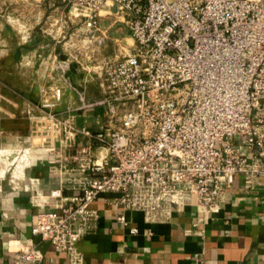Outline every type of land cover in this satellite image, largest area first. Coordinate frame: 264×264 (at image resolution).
<instances>
[{"label":"built area","instance_id":"1","mask_svg":"<svg viewBox=\"0 0 264 264\" xmlns=\"http://www.w3.org/2000/svg\"><path fill=\"white\" fill-rule=\"evenodd\" d=\"M59 1L86 9L74 18L102 39L107 7L133 44L96 66L101 98L92 105L103 107V124L82 128L87 142L53 168L81 174L71 185L76 193L51 190L55 202L37 213L32 234L64 252L68 264H83L77 244L96 228L90 204L99 193L148 222H165L186 206L218 213L235 176L246 184L264 177V0ZM240 136L248 153L236 145ZM116 219L127 226L123 213ZM9 245L10 264H43L35 244Z\"/></svg>","mask_w":264,"mask_h":264},{"label":"crops","instance_id":"2","mask_svg":"<svg viewBox=\"0 0 264 264\" xmlns=\"http://www.w3.org/2000/svg\"><path fill=\"white\" fill-rule=\"evenodd\" d=\"M23 32L25 37L32 34L28 29ZM80 80V91H75L86 104L74 106L76 93L53 82L41 96V106L43 100L50 101L49 108L12 114L0 125V130L20 138V148L29 157L15 183L0 180V264L11 263L12 240L35 244L43 253V264H68L65 253L32 234L31 227L37 213L53 206L51 190L60 187L64 197L76 193L71 185L81 174L59 175L53 168L66 163L87 142L82 128L94 132L103 124V107L92 105L101 98L98 77ZM55 88L60 89L59 97ZM67 98L73 103L60 109ZM235 142L241 152H249L245 137ZM112 197L99 193L90 204L98 219L95 230L77 244L83 264H264V177L246 184L235 176L218 213L204 215L186 206L173 210L165 222H148L142 212L124 211ZM121 213L127 226L116 219ZM131 227L137 229L135 234L129 233Z\"/></svg>","mask_w":264,"mask_h":264},{"label":"rangeland","instance_id":"3","mask_svg":"<svg viewBox=\"0 0 264 264\" xmlns=\"http://www.w3.org/2000/svg\"><path fill=\"white\" fill-rule=\"evenodd\" d=\"M74 7L76 14H70L71 6L59 0H0V125L12 114L47 109L41 106V96L53 82L62 84L61 90L70 87L68 90L79 92L80 79L95 78L102 58L130 52L133 41L119 15H105L107 7L100 11L101 19L110 25L102 39L99 32L84 30L79 17L74 18L88 11L77 4ZM26 29L32 30L30 37H25ZM25 51L30 52L25 55ZM22 54L24 61H20ZM74 98V106L86 104L79 95ZM67 101L59 108L69 107L72 103ZM26 154L20 148V138L0 130L1 181L20 179V166L24 168L29 159Z\"/></svg>","mask_w":264,"mask_h":264},{"label":"bare ground","instance_id":"4","mask_svg":"<svg viewBox=\"0 0 264 264\" xmlns=\"http://www.w3.org/2000/svg\"><path fill=\"white\" fill-rule=\"evenodd\" d=\"M76 9L75 7L73 6L71 9H70V14H76ZM27 155V154H26ZM29 161V160H28ZM22 171H23V168L20 166V175L22 174ZM19 175V177H20Z\"/></svg>","mask_w":264,"mask_h":264}]
</instances>
